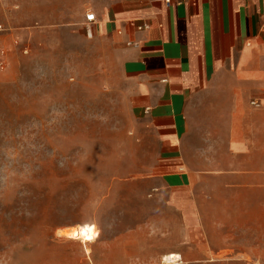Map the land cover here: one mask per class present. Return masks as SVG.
<instances>
[{"label": "crops", "instance_id": "obj_1", "mask_svg": "<svg viewBox=\"0 0 264 264\" xmlns=\"http://www.w3.org/2000/svg\"><path fill=\"white\" fill-rule=\"evenodd\" d=\"M49 7L71 13L67 29L97 39L113 63L143 158L131 183L153 205L155 259L175 252L182 263L189 234H211L218 214L264 236V0H0V29L41 31L31 23Z\"/></svg>", "mask_w": 264, "mask_h": 264}, {"label": "rangeland", "instance_id": "obj_2", "mask_svg": "<svg viewBox=\"0 0 264 264\" xmlns=\"http://www.w3.org/2000/svg\"><path fill=\"white\" fill-rule=\"evenodd\" d=\"M49 9L31 23L41 31L0 29V264H103V253L131 264H264V236L220 214L208 236L189 234L182 263L165 260L175 252L155 259L153 205L131 183L143 158L113 63L97 39L67 29L71 13Z\"/></svg>", "mask_w": 264, "mask_h": 264}, {"label": "built area", "instance_id": "obj_3", "mask_svg": "<svg viewBox=\"0 0 264 264\" xmlns=\"http://www.w3.org/2000/svg\"><path fill=\"white\" fill-rule=\"evenodd\" d=\"M86 20L89 23H93L95 21V14L93 12L87 13L86 14ZM133 24L137 28V30H143V29L149 28V24L145 23V22L134 21ZM128 44L129 45H136V44H133L132 42H129ZM3 63H4V61L0 60V66H2ZM251 104L253 106H256V107L260 106V103L258 101H252Z\"/></svg>", "mask_w": 264, "mask_h": 264}, {"label": "bare ground", "instance_id": "obj_4", "mask_svg": "<svg viewBox=\"0 0 264 264\" xmlns=\"http://www.w3.org/2000/svg\"><path fill=\"white\" fill-rule=\"evenodd\" d=\"M64 233V235H73L75 232L72 231V230H63L62 231ZM177 258H179L178 255H175V254H172L168 257H165V260L168 261V262H176L177 261Z\"/></svg>", "mask_w": 264, "mask_h": 264}]
</instances>
